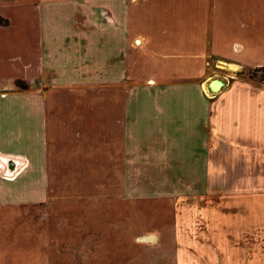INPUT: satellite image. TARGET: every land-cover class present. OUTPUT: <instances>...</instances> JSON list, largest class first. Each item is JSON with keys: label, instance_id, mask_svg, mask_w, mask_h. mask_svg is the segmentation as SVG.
<instances>
[{"label": "crops", "instance_id": "0c3cea01", "mask_svg": "<svg viewBox=\"0 0 264 264\" xmlns=\"http://www.w3.org/2000/svg\"><path fill=\"white\" fill-rule=\"evenodd\" d=\"M262 68L264 0H0V206L195 199L175 264H264Z\"/></svg>", "mask_w": 264, "mask_h": 264}, {"label": "rangeland", "instance_id": "374dc122", "mask_svg": "<svg viewBox=\"0 0 264 264\" xmlns=\"http://www.w3.org/2000/svg\"><path fill=\"white\" fill-rule=\"evenodd\" d=\"M245 75L261 80L262 74ZM201 204L195 199L186 201L185 205L192 206L185 214L173 201L137 200L129 207L96 209L76 204L50 211L3 204L0 264H175L174 257L167 255L172 253L165 251L177 247L179 232L187 231L191 238L196 230L210 229L213 234L206 235L202 247L210 243L218 247L215 230L220 228L221 209L208 212ZM124 212H128L126 223Z\"/></svg>", "mask_w": 264, "mask_h": 264}, {"label": "water", "instance_id": "95a60500", "mask_svg": "<svg viewBox=\"0 0 264 264\" xmlns=\"http://www.w3.org/2000/svg\"><path fill=\"white\" fill-rule=\"evenodd\" d=\"M224 82L220 79H215L211 82L210 88L212 91H218L221 87H223ZM146 240L149 242L155 241L154 237H147Z\"/></svg>", "mask_w": 264, "mask_h": 264}, {"label": "trees", "instance_id": "16d2710c", "mask_svg": "<svg viewBox=\"0 0 264 264\" xmlns=\"http://www.w3.org/2000/svg\"><path fill=\"white\" fill-rule=\"evenodd\" d=\"M261 72V81H264V68H262V69H258V70H256V72ZM250 78H256V77H250ZM17 85L20 87V88H25V86H24V84H23V82L22 81H18L17 82Z\"/></svg>", "mask_w": 264, "mask_h": 264}, {"label": "bare ground", "instance_id": "6f19581e", "mask_svg": "<svg viewBox=\"0 0 264 264\" xmlns=\"http://www.w3.org/2000/svg\"><path fill=\"white\" fill-rule=\"evenodd\" d=\"M0 162H1V160H0ZM3 164H5V162H3Z\"/></svg>", "mask_w": 264, "mask_h": 264}]
</instances>
